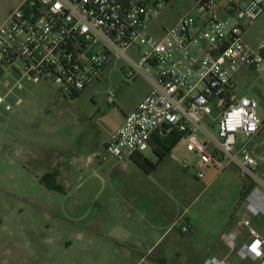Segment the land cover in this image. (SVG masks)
<instances>
[{"label": "built area", "instance_id": "obj_1", "mask_svg": "<svg viewBox=\"0 0 264 264\" xmlns=\"http://www.w3.org/2000/svg\"><path fill=\"white\" fill-rule=\"evenodd\" d=\"M172 0H23L0 26V112L25 81L45 82L66 98L79 96L121 60L125 81L144 77L150 91L125 117L98 156L132 159L155 136L179 137L198 159L199 178L234 167L247 185L242 213L223 240L237 258L264 264V121L259 102L240 95L234 77L258 70L263 58L244 34L264 14V0H194L190 11L154 34L155 19ZM114 104L116 91L108 89ZM188 224L182 226L187 233ZM203 264H233L209 257Z\"/></svg>", "mask_w": 264, "mask_h": 264}, {"label": "rangeland", "instance_id": "obj_2", "mask_svg": "<svg viewBox=\"0 0 264 264\" xmlns=\"http://www.w3.org/2000/svg\"><path fill=\"white\" fill-rule=\"evenodd\" d=\"M22 1L0 0V26ZM193 4L172 0L155 19L153 33L171 27ZM244 40L255 51L264 44V14ZM123 65L114 61L77 97L66 98L51 84L33 81L9 96L13 110L0 112V264H138L139 253L149 248L145 242L138 245L140 237L132 233L136 222L124 215L125 200L113 189L117 176L124 183L131 175L130 166L123 161L119 173H112L119 161L98 158L125 114L150 90L144 77L125 81ZM4 79L7 86L0 84V94L12 85ZM234 80L240 95L258 100L264 121V61L258 70L243 68ZM110 88L116 91L114 104L108 102ZM183 147L179 143L153 175L174 187L197 232L175 231L165 238L148 259L153 264H200L211 254L221 258L210 252L217 245L228 252L221 237L242 213L239 172L211 167L198 178L199 159ZM145 153L152 156L151 150ZM48 174H53L50 186L62 191L47 187ZM163 253L169 259L157 261Z\"/></svg>", "mask_w": 264, "mask_h": 264}, {"label": "crops", "instance_id": "obj_3", "mask_svg": "<svg viewBox=\"0 0 264 264\" xmlns=\"http://www.w3.org/2000/svg\"><path fill=\"white\" fill-rule=\"evenodd\" d=\"M249 69L254 70L251 68ZM148 93L149 92H147L142 97L139 103L145 98V96ZM138 104L134 106L129 112H127L124 117H126L129 113L135 110ZM150 150L152 152V156L151 157L149 156V158L156 162L158 159L154 154L153 147H151ZM183 151L185 153L191 154L194 157H196L193 153L187 152L184 147H183ZM172 153L170 154L169 157L172 156ZM145 154L146 153H144V155ZM129 161L130 162L127 161L124 162L127 163L126 166H130L127 167V169L129 168V170L127 171L129 172L131 170V175L129 177L126 176L124 183L123 181H120L119 179L120 177L117 176V178H115L116 183L113 185L114 186L113 189L115 190L114 193L120 199L125 200L126 207L123 209L124 215H126L128 219L133 218L134 221L136 222L134 224L136 226V228L134 226L136 232H132V233H134V235H136L137 237L138 236L140 237V241L138 245H140L142 242H145L149 246L147 250H143V252L139 253L141 260L138 264H142V263L153 264V262L151 260L149 261L148 259H151L153 257L152 255L153 252L157 250L159 246H161L165 238L169 236H175L176 234L175 231H180L181 233L182 226L187 223L190 224V229L187 233L197 232V227L196 224H193L191 219L186 218L184 216L185 211L182 212L181 210L180 198L178 194L174 192L173 190L174 187L169 185L166 186L158 177L153 175L155 172H157L161 164L158 166L155 172L147 173L137 164H135L132 159H130ZM121 164L124 163L119 162L118 165L114 167L116 168V170H113L112 173L115 172L119 173V170L117 169L121 168ZM172 179L173 178L171 177L170 181ZM167 180H169V178H167ZM184 217L186 218V221L182 222ZM254 223L258 227L257 230L262 235H264V221L256 218L253 219V224ZM234 225L235 224H233L230 229L234 228ZM221 238L222 241L224 242L223 235ZM210 253H217L221 256V259H228L233 264H248L245 261L239 260L235 255V253H232L229 250V248L227 252L224 249V247L222 248L221 245H217L216 247H214ZM163 254L165 255H161L162 257H158L156 258V260L164 262L165 260L169 259L166 253ZM209 257H217V256L211 254L210 256H207L205 259H203L200 262V264H203L204 261Z\"/></svg>", "mask_w": 264, "mask_h": 264}, {"label": "trees", "instance_id": "obj_4", "mask_svg": "<svg viewBox=\"0 0 264 264\" xmlns=\"http://www.w3.org/2000/svg\"><path fill=\"white\" fill-rule=\"evenodd\" d=\"M179 140H180L179 137L175 135H168L163 138L155 136L154 139L152 140L151 145L154 149V154L156 155L158 160L155 162L149 157L141 153H137L133 155L132 160L134 161L135 164H137L140 168H142L147 173L155 172L158 166L161 163H163L170 156L173 149L177 147V145L179 144ZM52 175L53 174L46 175L45 178L43 179V182L47 185L48 188L52 190H57L59 192L62 191L60 187L53 188L48 183ZM243 184H244V189L242 192L241 201L244 197L245 189H247V185L244 181H243Z\"/></svg>", "mask_w": 264, "mask_h": 264}, {"label": "water", "instance_id": "obj_5", "mask_svg": "<svg viewBox=\"0 0 264 264\" xmlns=\"http://www.w3.org/2000/svg\"><path fill=\"white\" fill-rule=\"evenodd\" d=\"M258 53L259 55L263 58L264 60V44H262L259 48H258Z\"/></svg>", "mask_w": 264, "mask_h": 264}]
</instances>
